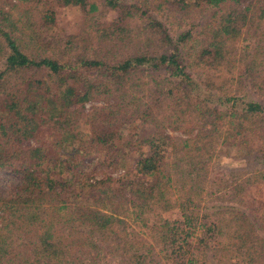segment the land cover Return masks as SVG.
Instances as JSON below:
<instances>
[{
    "label": "trees",
    "instance_id": "trees-1",
    "mask_svg": "<svg viewBox=\"0 0 264 264\" xmlns=\"http://www.w3.org/2000/svg\"><path fill=\"white\" fill-rule=\"evenodd\" d=\"M68 6L92 26L57 44ZM222 145L253 163L214 172ZM0 169V264H264V0H0Z\"/></svg>",
    "mask_w": 264,
    "mask_h": 264
},
{
    "label": "rangeland",
    "instance_id": "rangeland-1",
    "mask_svg": "<svg viewBox=\"0 0 264 264\" xmlns=\"http://www.w3.org/2000/svg\"><path fill=\"white\" fill-rule=\"evenodd\" d=\"M102 7V5H101ZM106 10H102V12H105ZM212 11V8L208 5H205L204 3L200 4H191L186 7H178L177 5L171 7H164L160 8L158 11L155 10L156 14L170 26L172 29L176 30H183L186 28H192L193 31L201 30L204 23L208 19L210 13ZM112 14L110 11L106 13L105 17H110ZM92 26V21L87 20L84 16V13L81 9H79L77 6H68V7H60L58 8V12L54 17V21L52 23V26L45 25L42 26V34L45 38L51 39L54 41V43L60 44L64 43L67 39L66 35L68 33L76 34L78 35L81 33L84 29H90ZM143 34H141L142 36ZM2 37V36H1ZM78 37V36H77ZM242 40L240 38V41L238 40L236 42L237 51H240ZM83 50V48H81ZM86 52L91 53L92 50L88 49ZM241 53V52H240ZM238 52L237 56L240 55ZM209 76L212 77L213 81L215 82H225L226 86L229 88L234 87V81L232 83H229V81H226V77L229 76V70L228 67L225 66L220 69V71H207ZM157 73L160 74V71H157ZM234 75H236L237 70L234 68ZM137 78V77H136ZM145 79V78H144ZM248 83L245 85V93L246 96L249 98H255L260 99V96L254 92L251 91L248 86ZM147 92V91H146ZM146 94H149L147 92ZM111 101V100H110ZM95 104H103L102 100H96L93 101ZM91 102H86L85 107L88 108L90 106ZM172 133H176V131H172ZM239 145L236 146H221V151L219 153V156L221 157L220 162L214 164V172H221V171H227L228 169L232 167H237L239 165L248 166L253 163L254 159H250L247 162L245 159L240 160L238 157V153L236 152ZM227 153V154H226ZM250 156V155H246ZM239 159V160H238ZM111 170V169H109ZM112 176H117L118 171H112ZM17 183L16 176L12 171L9 169H0V189L5 191L9 190L10 188H13L14 185ZM250 197L249 204L252 205V201L255 202V205H263L264 204V188L261 184H255L248 188ZM249 199V198H248ZM254 209H257V207L254 206ZM256 213H263L264 217V205L262 209H259ZM165 214L173 217L176 215V212L173 210L166 212ZM129 221H132L129 219ZM144 237H149L145 231ZM150 238V237H149ZM177 264V263H176ZM178 264H186V263H180Z\"/></svg>",
    "mask_w": 264,
    "mask_h": 264
}]
</instances>
